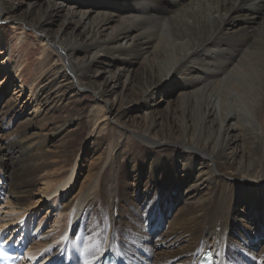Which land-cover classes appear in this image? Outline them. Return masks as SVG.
<instances>
[{
  "label": "bare ground",
  "instance_id": "6f19581e",
  "mask_svg": "<svg viewBox=\"0 0 264 264\" xmlns=\"http://www.w3.org/2000/svg\"><path fill=\"white\" fill-rule=\"evenodd\" d=\"M181 1L0 0V21L20 30L12 59L27 56L22 83L42 108L20 121L3 148L5 178L15 175L7 160L16 157L19 186L42 180L47 153L41 148L52 143L60 168L50 191L59 184L55 190L68 194L79 181L92 182L77 191L73 229L68 222L28 246L24 264L41 257L104 264L107 254L119 264H198L208 249L213 264H264V245L255 242L264 234V0H190L179 11ZM4 28L0 23V41ZM33 36L53 47L45 43L35 58L38 46L28 48ZM174 78L183 90L179 115L160 120L157 96ZM130 89L140 95L136 103L148 98L134 118L123 110L133 101ZM14 109L9 104L7 111ZM83 114L110 140L90 171L76 168L78 160L69 167L73 158L60 137H75ZM44 122L36 141L29 130ZM30 209L17 214L20 224ZM6 224H0L5 235ZM61 234L62 246L40 256Z\"/></svg>",
  "mask_w": 264,
  "mask_h": 264
},
{
  "label": "rangeland",
  "instance_id": "374dc122",
  "mask_svg": "<svg viewBox=\"0 0 264 264\" xmlns=\"http://www.w3.org/2000/svg\"><path fill=\"white\" fill-rule=\"evenodd\" d=\"M191 1L182 0V6L179 5V11H183V5H187V3ZM239 11L245 12V10L243 9H240ZM259 16L264 17V8H261ZM56 19L58 21V24H60L61 19L59 18V16H56ZM2 24L5 26L4 30H6L5 33H7V35L0 41V162L3 158H5V152L3 148L7 147L13 141L14 135L18 130L22 128V126L20 125V121L23 119L27 120L32 118L42 109L41 103L36 98L35 94L33 95L31 85L27 86L24 89L22 83V69L25 68V59L27 58V56L21 55L20 57L18 56L12 59V57L17 56L18 53L17 51L14 53L12 51H14L16 47L20 45L18 39V37L20 36V30L12 26L14 22L11 20H5L4 22H2ZM53 26L54 28L57 27V25ZM25 28L34 35H38L34 30L31 29V27ZM52 34H54V31H52ZM29 39L30 42L28 43V48L32 49L33 47L38 46V49L34 54L35 58L40 55V52L45 47V43L48 46L53 47V43L47 41L42 42L38 38H36V36H33ZM10 58L12 61L9 65L8 61ZM104 62L106 63L107 61ZM139 62L140 61H138L137 65L141 66ZM5 63H7V66H5ZM62 65L63 62L60 63V66ZM104 76L105 73H102L98 76V79H101ZM135 76L138 79L141 76V72L135 71ZM171 83H173V85L167 83L165 87L161 88V93L159 96H157L155 107L157 108V114L159 115L160 120L171 119L170 117L175 118L179 115V109L181 106L179 97L183 90H181V82L178 81L177 78H174ZM171 87L172 90H170ZM82 88L83 86L77 85L76 88L74 87V89H77L79 92L89 93V91H84L82 90ZM137 92L138 91L135 89L128 90L129 97L133 101L128 102L124 106L123 110L126 111L125 117H138L143 112V108L141 106L147 101L148 98L145 100V97L141 96L142 102L136 103L134 101V98L140 96ZM9 104L19 110L21 109V111H23L24 113H17V109L7 111ZM79 105L80 104H78V107ZM83 105H86V101ZM87 105H89V103H87ZM87 105L85 106V112L87 111ZM116 108H112L111 114H114L116 112ZM109 116L110 113L108 107L105 110L104 118L107 119ZM27 123L29 124V121H27L26 124ZM78 123H80V125L75 126L77 127V135L75 137H72L69 134H61L60 137H63L65 139V143H67L68 145L69 155L73 158V161L71 165H69V167L75 165L76 161L78 160L76 168L79 165H82L85 171H90L93 170L95 162L98 160L101 153L102 147H107V145L110 144V140H107L105 138L106 134L102 133L101 135H99V133L95 131L87 122L84 114L80 116V120ZM43 124L47 123L44 122L40 127L29 130V135L36 137V141H38V139L41 138L45 132V125ZM109 130H112L111 125L109 126ZM41 150L47 153L46 166L42 170L43 175L46 176L42 180H37L34 184H27L24 186L18 185V174L16 171L20 167V164L17 161L16 157L7 160L9 169L8 173L11 172L15 174L11 177L5 178L4 168L1 167L2 165L0 163V224H4V222L6 221L7 223H10L3 225L5 227L2 228V231L9 230L7 234H12L15 231V228H17L15 234H17L21 239L23 236H25V238L28 240L29 247L33 245L38 246V241L43 240L44 235H52L53 231L56 229L63 230L65 227L67 229L68 222L71 221L73 217L72 215H74L75 211L77 210L76 208L81 201H77V191L79 190V188H82V192L80 194H83V191L85 189H88L92 184V182L88 180L89 178H86L84 183L79 181L77 186L73 188V191L68 194L63 193V191L65 190L63 188L55 190L59 184L56 185L55 188L52 189V191H50L52 187L51 183L53 182V179L56 178V173L60 168V163L59 160L54 156L56 150L54 144L51 143L44 145ZM74 150H76V152H74ZM75 179L76 177H73L71 179V181L68 183L67 188L71 187L72 183L75 182ZM9 181L12 183V186L11 183L10 185H8ZM25 207L31 209L27 211V213H25L23 220H20L22 224L21 225L18 221L17 214ZM22 215H24V213H22L21 216ZM70 223H73V225H70V228L72 230L75 220ZM23 224H26V226H24L25 229L23 228ZM257 224L258 228H261L260 223ZM22 232H24L23 235ZM62 235L63 234L56 238L55 241L51 240L50 238L49 244L44 246L40 250L39 255L41 254L40 256H42L48 247L57 242V248L62 246L59 244L64 241V237ZM255 242L256 244L261 243L260 245H264V234L257 233ZM261 247L263 246H260L258 250H260ZM43 258L44 257H41L40 259L42 260L40 261L38 259V263L43 262ZM198 258L199 257H197V259Z\"/></svg>",
  "mask_w": 264,
  "mask_h": 264
},
{
  "label": "snow or ice",
  "instance_id": "6c2138e0",
  "mask_svg": "<svg viewBox=\"0 0 264 264\" xmlns=\"http://www.w3.org/2000/svg\"><path fill=\"white\" fill-rule=\"evenodd\" d=\"M2 22H3V21H0V23H2ZM84 264H89V262H88V261H85Z\"/></svg>",
  "mask_w": 264,
  "mask_h": 264
}]
</instances>
